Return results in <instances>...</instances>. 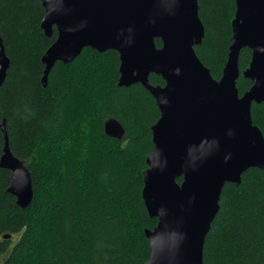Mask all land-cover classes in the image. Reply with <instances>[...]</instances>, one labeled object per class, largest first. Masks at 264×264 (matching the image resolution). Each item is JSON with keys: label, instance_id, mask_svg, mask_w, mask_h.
Masks as SVG:
<instances>
[{"label": "trees", "instance_id": "obj_1", "mask_svg": "<svg viewBox=\"0 0 264 264\" xmlns=\"http://www.w3.org/2000/svg\"><path fill=\"white\" fill-rule=\"evenodd\" d=\"M198 3L205 35L194 48L219 80L237 3ZM45 15L41 0H0V32L10 58L0 85V162L5 118L10 150L35 191L32 204L20 207L10 191L11 170L0 166V264H144L151 255L146 231L158 223L146 208L143 187L160 109L141 83L119 85L114 49L86 47L72 63L58 61L44 85L43 59L58 36L56 28L45 34ZM155 41L162 46L160 38ZM251 59L252 50L243 48L241 95L253 84L244 75ZM149 79L165 84L156 73ZM251 112L264 134V101L253 102ZM109 117L124 125L122 139L105 133ZM203 264H264V170L250 168L238 186L225 184Z\"/></svg>", "mask_w": 264, "mask_h": 264}, {"label": "water", "instance_id": "obj_2", "mask_svg": "<svg viewBox=\"0 0 264 264\" xmlns=\"http://www.w3.org/2000/svg\"><path fill=\"white\" fill-rule=\"evenodd\" d=\"M41 1L45 34L58 31L43 59L44 85L58 61L70 64L86 47L114 49L120 54L119 85L141 83L160 109L143 187L146 208L158 223L146 231L151 255L144 264H203L225 184L238 186L250 168L264 170V134L251 112L253 102L264 101V0H236L234 34L219 80L194 48L205 35L198 0ZM246 47L252 59L244 75L253 84L241 95L239 59ZM0 49L2 85L10 58L1 32ZM152 73L165 84L151 83ZM1 128L6 147L0 166L11 170L10 191L25 209L34 200L33 181L10 150L5 118ZM104 131L122 139L126 129L109 117ZM178 177H183L181 183Z\"/></svg>", "mask_w": 264, "mask_h": 264}, {"label": "rangeland", "instance_id": "obj_3", "mask_svg": "<svg viewBox=\"0 0 264 264\" xmlns=\"http://www.w3.org/2000/svg\"><path fill=\"white\" fill-rule=\"evenodd\" d=\"M24 169H25V167H24Z\"/></svg>", "mask_w": 264, "mask_h": 264}]
</instances>
